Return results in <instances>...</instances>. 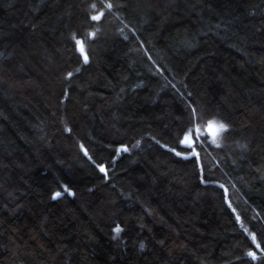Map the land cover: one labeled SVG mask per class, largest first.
Wrapping results in <instances>:
<instances>
[{
	"label": "trees",
	"instance_id": "obj_1",
	"mask_svg": "<svg viewBox=\"0 0 264 264\" xmlns=\"http://www.w3.org/2000/svg\"><path fill=\"white\" fill-rule=\"evenodd\" d=\"M0 264H264V0H0Z\"/></svg>",
	"mask_w": 264,
	"mask_h": 264
},
{
	"label": "snow or ice",
	"instance_id": "obj_2",
	"mask_svg": "<svg viewBox=\"0 0 264 264\" xmlns=\"http://www.w3.org/2000/svg\"><path fill=\"white\" fill-rule=\"evenodd\" d=\"M92 18H93L94 20H98V19H99V16H93ZM77 43L80 45V50H81V52L83 53V51H84V49H83V43L80 42V41H77ZM85 60H87V56H85ZM216 127H217V126L214 125V124H212V123L209 124V129H213V128H216ZM218 128H219V129H223V128H224V125H223V124H220V125L218 126ZM183 143L187 144L188 146H191V145L193 144L192 135H191V134L186 135V136L184 137ZM101 171H103V169H101ZM59 195H60V193L57 192V193H55V196H54L53 198H55L56 196H59ZM115 231H116L117 233H119V232H120V229H119V228H116ZM253 239H254V238H253ZM249 255L252 256L253 258H255V254H254V253L250 252Z\"/></svg>",
	"mask_w": 264,
	"mask_h": 264
},
{
	"label": "rangeland",
	"instance_id": "obj_3",
	"mask_svg": "<svg viewBox=\"0 0 264 264\" xmlns=\"http://www.w3.org/2000/svg\"><path fill=\"white\" fill-rule=\"evenodd\" d=\"M212 124L216 125L217 127L213 128V129H209L211 140H212L213 143H218L221 129L218 128V126H219L218 124L213 123V122H212ZM187 135H189V134H187ZM182 144L185 145V146H188L187 144L183 143V141H182Z\"/></svg>",
	"mask_w": 264,
	"mask_h": 264
}]
</instances>
